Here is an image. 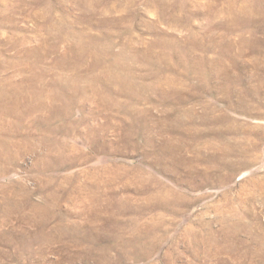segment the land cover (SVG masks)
I'll return each mask as SVG.
<instances>
[{"label": "rangeland", "instance_id": "1", "mask_svg": "<svg viewBox=\"0 0 264 264\" xmlns=\"http://www.w3.org/2000/svg\"><path fill=\"white\" fill-rule=\"evenodd\" d=\"M0 264H264V0H0Z\"/></svg>", "mask_w": 264, "mask_h": 264}, {"label": "bare ground", "instance_id": "2", "mask_svg": "<svg viewBox=\"0 0 264 264\" xmlns=\"http://www.w3.org/2000/svg\"><path fill=\"white\" fill-rule=\"evenodd\" d=\"M83 47H84V46H83ZM83 49H85V48H83ZM81 50H82V48H81ZM81 50H80V51H81ZM1 96H2V95H1ZM3 97H4V96H3ZM2 99H3V98H2ZM12 102H13V101H12Z\"/></svg>", "mask_w": 264, "mask_h": 264}]
</instances>
